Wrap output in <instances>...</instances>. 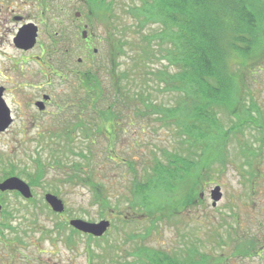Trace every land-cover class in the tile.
<instances>
[{"label":"rangeland","instance_id":"obj_1","mask_svg":"<svg viewBox=\"0 0 264 264\" xmlns=\"http://www.w3.org/2000/svg\"><path fill=\"white\" fill-rule=\"evenodd\" d=\"M111 1L113 14L118 19L113 18L112 13L106 14L98 4L95 9L98 18L94 21V13L85 0H0V84L8 88L4 99L13 117L7 130L0 132V181L14 176L28 184L27 177L39 175V180L30 187L29 200L13 192L0 194V264H133L135 261L132 253L140 241L133 235L144 232L150 217L142 208L129 205L132 193L126 194L131 192L133 175L121 161L127 159L135 164V176L140 180L141 159H153V150L160 151L155 155L160 158L163 151L177 149L170 126L133 117L134 124L121 118L118 128L108 125L101 134H96V127H91L89 140L95 142L93 151L96 153L93 181L108 196V208H102L93 200L89 188L62 182L61 172L46 165L50 158L48 145L55 142H59L56 144L60 145V150L56 154L62 161H81L78 151L83 150L85 136L80 130L72 132L71 142L63 135L61 140L55 137L59 125L73 120V111L82 119H87L90 113L87 107L81 108L85 100L79 98L80 102L70 95L78 83L74 74L101 63L111 79L113 68L115 72H123L131 65L129 41L121 47L124 55L113 53L114 64L107 48L116 43V39H132L131 18L123 10L136 0ZM13 15L22 16L39 27L38 41L26 54L19 53L12 44L18 26ZM123 25L128 29L123 30ZM81 30L87 31L91 49L97 50L91 59L86 56ZM55 32L66 34L68 41L64 42V48L74 53L73 57L64 54L65 65L73 71L71 75L52 69L47 62L50 50L43 49L49 46ZM78 58H81L79 63ZM262 58L257 57L259 67L247 70L245 82L240 84L243 94L246 91L252 96L253 124L239 128L237 118L222 109L217 111L213 148L218 152L223 149L226 165L221 167L214 163L208 172L202 170L204 180L198 184L196 198L183 208L178 207L175 215L164 212L158 230L144 239L147 245L174 252L178 258L185 257L190 249L196 250L193 264H264ZM27 82L31 86L24 90L22 84ZM38 84L46 85L43 91L50 96L43 111H38L34 105L40 94L34 87ZM157 97L165 106L175 105L178 98L177 94L164 93ZM243 100L248 107L246 95ZM241 110L238 108V113ZM150 112L153 119L158 116ZM93 123L99 122L93 119ZM107 147L113 161L105 159ZM41 163L44 164L42 173L37 167ZM216 186L222 197L212 207L210 193ZM53 188L60 190L57 197L64 205L62 213L52 212L44 201V195L53 194ZM175 196L185 201L188 193L176 191ZM72 219L90 223L108 220L110 226L97 238L70 227L68 223Z\"/></svg>","mask_w":264,"mask_h":264},{"label":"trees","instance_id":"obj_2","mask_svg":"<svg viewBox=\"0 0 264 264\" xmlns=\"http://www.w3.org/2000/svg\"><path fill=\"white\" fill-rule=\"evenodd\" d=\"M85 2L95 15L94 21L98 4L118 19L111 0ZM123 11L131 18L132 39H116L107 51L114 64L113 53L124 55L121 47L129 41L131 65L123 72L113 68L111 79L101 63L91 65L77 77L70 95L85 100L81 108L87 107L90 113L82 119L73 111V120L59 125L55 137L61 140L63 135L71 142L72 132L80 130L85 136L83 150L78 151L81 161H62L56 154L59 142H55L48 145L50 158L46 165L61 172L62 182L89 188L93 200L108 208V196L93 181L96 153L95 142L89 140L91 127L101 134L108 125L118 128L121 118L134 124L133 117L170 126L177 149L163 151L160 158L155 156L160 151L153 150V159H141L140 180L135 176V164L121 161L133 175L131 192L126 194L132 193L129 205L142 208L150 217L144 232L133 235L140 241L132 253L133 264H193L196 250L190 249L185 257L178 258L174 252L147 245L144 239L158 230L164 212L175 215L178 207L196 198L198 184L204 180L202 170L208 172L214 163L226 165L223 149L218 152L213 148L217 111L222 109L237 118L239 128L253 124L252 96L246 91L243 94L240 84H244L247 70L259 67L257 57L264 54V0H136ZM126 28L123 25V30ZM163 93L177 94L175 105H162L157 95ZM243 95L248 98V107L244 106ZM238 108H242L241 113ZM151 110L157 118H152ZM93 119L99 123H93ZM107 150L105 159L113 161ZM42 165L37 166L40 173L44 172ZM38 176L27 177L30 187ZM51 191L59 196V188ZM176 191H186L187 199L181 201L184 198L175 196Z\"/></svg>","mask_w":264,"mask_h":264},{"label":"water","instance_id":"obj_3","mask_svg":"<svg viewBox=\"0 0 264 264\" xmlns=\"http://www.w3.org/2000/svg\"><path fill=\"white\" fill-rule=\"evenodd\" d=\"M36 27L28 24L24 26L14 39V44L19 49L28 50L35 44ZM41 105V104H40ZM12 119L5 101L2 98V90L0 89V132H4L11 125ZM0 192H17L21 197L28 200L32 197L30 186L18 177H8L0 181ZM222 193L218 186L210 193L212 200V207H215L217 202L220 201ZM44 201L54 213H62L64 205L62 201L51 193L44 195ZM69 226L74 230L94 237H101L109 228L110 223L108 220H101L98 223H90L83 220L72 219L69 221Z\"/></svg>","mask_w":264,"mask_h":264},{"label":"flooded vegetation","instance_id":"obj_4","mask_svg":"<svg viewBox=\"0 0 264 264\" xmlns=\"http://www.w3.org/2000/svg\"><path fill=\"white\" fill-rule=\"evenodd\" d=\"M13 21L18 23V26L16 28V31L14 32V35H13V38H12V44L14 46V48L19 52V53H23V54H26L28 52L31 51V49L35 46V44L37 43V36H38V32H39V27L37 24L33 23V22H30V21H26L27 19H24V17L22 16H18V15H13L12 17ZM28 24H31L33 26L36 27L37 31H36V39H35V44L32 48L28 49V50H24V49H19L15 46L14 44V39L15 37L17 36V34L19 33V31L26 25ZM80 37L82 38V40L85 42V45H84V49L86 50V56L87 58L89 57L90 59L93 58V56L96 54L97 50L96 48H93L91 49V45H92V42L88 39V35H87V31L86 30H81L80 32ZM65 41H68L66 39V34L64 35H61L59 32H55L53 34V36L51 37V42L49 44V46L47 48H41L43 49V51L49 49L50 50V55L47 57V62L50 63V67L53 69V68H57L58 71L60 72H64L65 76H67V74L71 75L73 74V71L67 67V65H65V60H64V54L66 56V54L70 55L71 57L74 56V53H69L67 49L64 48V42ZM90 42V44L88 46L87 43ZM52 55V57H54L53 59L50 58V56ZM69 56V57H70ZM46 62V61H45ZM77 62H81V58H78L77 59ZM26 64V63H25ZM83 72V71H82ZM81 74V73H80ZM80 74H74L75 77L77 78ZM49 82V81H48ZM16 85V84H15ZM23 86H25L24 90H29V87L31 86L30 83H24L22 84ZM47 85H49L47 83ZM29 86V87H27ZM46 86L44 84H38L37 86H34L36 89H38V92H40V94L35 98V102H34V105L36 106V108L38 109V111H43L45 106L49 104L50 102V96L46 93H44L43 91V87ZM0 89L2 90V98L3 100L5 101L4 99V95L5 93L7 92V87L4 85V84H0ZM38 102H40L41 105L37 104ZM6 103V102H5ZM7 105V104H6ZM8 107V106H7ZM9 108V107H8ZM9 113H10V116H11V119L13 121V117L11 115V111L9 109ZM12 124V122H11ZM6 131V130H5ZM7 192H0V194H5ZM13 193H16L18 196L19 193L17 192H13ZM1 205H0V212L2 211L1 210Z\"/></svg>","mask_w":264,"mask_h":264}]
</instances>
